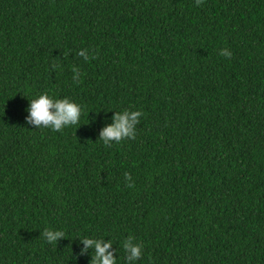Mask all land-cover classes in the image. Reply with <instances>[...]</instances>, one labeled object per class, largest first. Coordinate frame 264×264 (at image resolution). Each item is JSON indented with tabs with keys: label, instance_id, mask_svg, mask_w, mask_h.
I'll use <instances>...</instances> for the list:
<instances>
[{
	"label": "trees",
	"instance_id": "obj_1",
	"mask_svg": "<svg viewBox=\"0 0 264 264\" xmlns=\"http://www.w3.org/2000/svg\"><path fill=\"white\" fill-rule=\"evenodd\" d=\"M41 93L81 124L27 125ZM125 109L135 139L103 145ZM83 236L116 264L128 236L136 264H264V0H0V264H91Z\"/></svg>",
	"mask_w": 264,
	"mask_h": 264
},
{
	"label": "clouds",
	"instance_id": "obj_2",
	"mask_svg": "<svg viewBox=\"0 0 264 264\" xmlns=\"http://www.w3.org/2000/svg\"><path fill=\"white\" fill-rule=\"evenodd\" d=\"M199 3L200 0H195ZM77 55L88 61L89 54L85 49H80ZM219 55L230 57L231 52L227 49H221ZM94 58V57H93ZM58 67V65H54ZM72 79L78 82L81 73L77 67L72 68ZM82 114L80 104L72 101L68 97L55 98L47 93H41L35 98L29 100L26 108L25 123L32 128H48L53 132L62 131L70 126H78ZM139 110L113 111L110 116V123L104 124L100 128L98 137L105 146L112 143H119L123 139H135L136 125L142 116ZM125 178H129L125 173ZM45 241L49 244L57 245L58 239L64 237L62 230L45 228L41 233ZM78 241L83 247L80 254H84L89 249L92 251L90 256L91 264H116L117 256L114 255L115 249L112 248L113 242L110 239L95 238L92 236L79 237ZM121 247L125 252L124 259L127 264H136V261L142 256V244L134 242L132 236L126 237Z\"/></svg>",
	"mask_w": 264,
	"mask_h": 264
}]
</instances>
